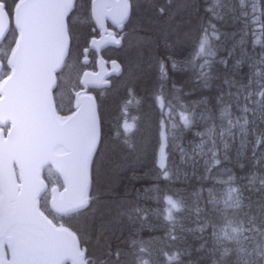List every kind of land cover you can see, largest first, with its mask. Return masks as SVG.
Returning <instances> with one entry per match:
<instances>
[{
    "label": "snow or ice",
    "instance_id": "snow-or-ice-1",
    "mask_svg": "<svg viewBox=\"0 0 264 264\" xmlns=\"http://www.w3.org/2000/svg\"><path fill=\"white\" fill-rule=\"evenodd\" d=\"M88 2L90 16L97 23L102 17L111 16L123 27V22L129 19L130 0ZM245 2L240 0L241 6ZM248 2L252 5L251 12L244 11L243 15H251V23L264 33V23L260 20L264 12L257 6L264 0ZM78 3L79 0H13L9 8L7 0H0V22L7 16L13 35V46L6 58L0 60V69L7 68L0 72V264H65V261L71 264H128L129 257L131 264H153L152 258L157 251L169 261H179V252L169 255L166 251L152 249L150 246L155 238L148 241L131 239V250L121 247L120 235L125 227L131 228L137 218L143 220L147 213L139 206L122 208L125 203H130L125 199L128 190L120 196L115 185H109L103 179L100 167L95 168V173L93 171L98 163L100 143L95 107L91 103L82 105L78 99L80 93L74 92L76 102L71 114L62 116L58 112L53 90L58 86L57 70L66 66V57L71 55L69 40ZM157 11L163 14L165 9L160 7ZM4 35L0 26V36ZM214 39H219L217 29L209 22L201 28L193 51L185 60V64L198 69L196 78L205 88L212 78L211 69L216 57L211 43ZM113 42L120 43L115 37ZM254 43L264 41L257 36ZM87 51L85 48L84 52ZM219 62L228 66L227 59ZM240 63L241 60L236 61L237 65ZM259 65H264V58L251 65L255 71L248 75L246 83L234 77L224 79L227 88L216 98L220 123H215L216 117H206L212 123L204 132L197 133L201 140L189 157L194 167L199 157H206L205 171L211 173L222 159H229L227 150L230 143L237 140L240 145L238 157L251 145V159L264 162V127H261L264 125V71ZM176 66L173 62V68ZM156 103L161 111L162 142L167 140L171 129L178 127L174 122L177 117L184 127L191 125V114L184 105L180 107L185 110L177 112L176 105L166 101L163 95L156 96ZM123 127L128 133L134 125L125 120ZM125 143L132 146L127 140ZM180 152L183 161L187 153L183 148ZM166 160L162 143L155 164L168 180L172 173ZM50 164L57 167L63 181L59 199L57 189H52V206L60 218H79L75 231L54 224L41 211L40 201L46 199L48 193L39 173ZM257 179L253 174L249 184L244 186L256 194L255 200L249 197L244 203L239 195L233 196L238 191L231 187L236 177L229 175L227 181H220L230 185L223 209L218 207L221 201L211 194L207 202L212 205L211 209H202L198 205L194 208L198 227L189 231L203 234L211 228V236L215 238L212 251H220L217 246H223L221 258L232 252L236 256L233 264H264V177L259 178L258 185ZM164 200L167 204L164 219L170 223L167 235L175 241L178 237L174 234L176 218L173 213L185 206L171 196H165ZM125 216L129 221L127 226L121 219ZM133 234L135 231L130 236ZM226 241L233 245L224 246ZM81 242L92 245L97 251L82 248Z\"/></svg>",
    "mask_w": 264,
    "mask_h": 264
},
{
    "label": "trees",
    "instance_id": "trees-1",
    "mask_svg": "<svg viewBox=\"0 0 264 264\" xmlns=\"http://www.w3.org/2000/svg\"><path fill=\"white\" fill-rule=\"evenodd\" d=\"M194 1L195 0H190V4H191V2H192V4L190 5V7L189 6L187 7V10L194 12L195 8H197L198 5L199 6L201 5L200 7L202 8L201 11L203 12V16H202V14H199V12L196 13V15L199 14L197 16L198 22L196 20H194V22H193L194 26H191L193 29L190 27H187V25H185V23L179 25V23H181L180 21L177 20V22H176V20L172 19L173 22H175V23L173 24L174 26H172V24H170L171 27H175L176 29H178L176 32V35H174V36L168 34L167 32H166L167 35L163 34L161 32V30L159 29V28H163L162 26L158 27V28H154V27L151 28L150 26L147 27L145 25L143 27L141 25L140 26L141 29L139 30V31H141L139 33L143 34V37H146L152 43L153 46H149L148 50H149V53H152L151 55H153V57L155 56L157 59H160L157 61L158 64H160V68L156 67V72L159 73V75H158L159 77L156 74L155 79L153 80L154 81L153 84L143 82L142 85H138L140 87L134 86V88H135L134 90L137 93H141L143 89H145V90L148 89L149 91H152V93H153L155 91L157 92V89H158V92H160V94L166 98V101H171L172 104L176 105V111L177 112L185 110V109L180 107V105H184L186 107L187 111L191 114V121L192 122H191V125L189 127H184L183 124L179 121V119L177 117L174 122L178 124V127L175 129H171V131L169 132V134L167 136L166 145H165V152H166V157H167L166 164L171 170L172 178L165 180L163 178L160 170L157 169L156 167L153 169L152 166L147 168V167H145V165H141L142 167L140 166V167H133V168L129 167V165L126 166L125 161H127V160L124 157L127 156L128 152H129V147H128V144L125 143V141L126 140L129 141L131 135L129 132L128 133L125 132V129L123 127V122L126 119H129L131 114H133V112H134V110L132 109V104L127 103V101H126L127 97H125V96H127V95H125L123 92H122L123 94L120 93V95H117L116 93L115 94H109L108 97L106 96L105 98L99 99V105H98L99 116H100L101 138H100V143L98 146V148H99V152L97 155L98 163L96 165H94L93 171L95 173V168L100 167L102 172H103V179L106 181L107 184L115 185V191L117 193H119L120 196L124 195L125 189L128 190V194L125 197V199H126V201H128L130 203H125L124 205L121 206L122 208H130L132 206H139L140 208L145 210V212L147 213V215L145 216V218L143 220H140L139 218H137L135 220V223L132 224L131 228L125 227V231L120 235L121 240L119 242L121 244V247L125 248V250H131V245H130L131 239H140V240L148 241L152 238H155L154 243L150 246L152 249L166 251L169 253V255H171L173 252L181 253L179 261H177V260L169 261V260H167L166 257H164L163 255H160L159 251H157L152 258L153 264H214V262H215V264H233V262L236 260V256L234 253L230 252L227 256L221 258V251L223 250V246H221V247L217 246L220 248V251H216V252L212 251L214 244H215V238L211 236V231H212L211 228L206 230L203 234L198 232V231H189V229H196L198 227V224L196 223L197 217H196V214L194 212V208L198 205L202 209H204V208L211 209L212 205L210 203H207V202L211 199V195L213 194L216 196L217 199H219L221 201L220 204H222V205L219 204L218 207L223 209L224 208L223 200L227 194V191H228V188L230 185L229 184H222V183H220V181H227L229 175L236 177V180L231 183V187L237 188L238 191H237V193H233V196L239 195L243 199L244 203L248 202L249 197L252 200H255L256 194L253 193L251 188H246L244 186L249 184V180H250V178H252L254 173H255L256 177L258 178L257 179L258 181L256 180L257 185L259 184V178L264 177V162H262L263 164L257 163V162L252 163L253 160L251 159V156H252L251 145H249L247 148L244 149L242 156L234 157L230 154L231 152H233V151H231L232 149L236 150V147H237V150L240 149L239 140L236 141V143L238 145L235 143L236 147H234L235 146L234 143H230V145H232V149L230 150V148H229L227 150V155L229 157V159L226 160L227 162L226 161L224 162V160L222 159L223 164L216 166V168L211 173H207L205 171L204 159H206V157H199L200 159H198V163L199 162L200 163L197 164L195 167L193 166V164L189 160V157L192 156V151H193L192 149L197 144H199L200 140H201V137L197 135L198 130L202 129L204 127L202 130L205 131L207 128L206 123H208V122H206V120H207L206 117H211V116H213L212 114H214L213 117H216V116L218 117L219 106L217 105V99L216 98L221 91L226 90V88H227V86L225 84H223L224 79L226 77H234L237 80L243 79V81L246 83L248 75L251 72L255 71V69H253L250 66V64L252 65L256 62V60H254V59L259 58V59H257V61H259L261 59V57L264 58V43L256 44L251 39V36H250L251 34H249V30H250L249 28H251V24H250L249 20L244 19L240 15L241 14L240 10H237V8L239 9V6H238V4L240 3L239 0H231L230 1L231 7H232L230 12H226L223 9L224 0H221V4H222V5L220 4L221 7L219 6L218 2H216L217 0H214L215 1L214 3L212 2L213 0H196L195 2ZM197 1H199V2H197ZM7 2L10 4L11 0H7ZM156 2L157 1H154V4H157V5L160 4V3H156ZM207 2H208V4H207ZM216 3L218 4V6H216L217 5ZM211 5L214 6V9H213V7H211ZM9 8H10V6H9ZM135 8L136 7H134V9ZM209 8H211V9H209ZM233 9H234V11H232ZM262 9L264 11V3L262 4ZM197 10H198V8H197ZM215 10L216 11L219 10L221 13L218 11V13H219V15H218V13H216ZM146 11L148 13V16H146V17L150 21H152V23H154V20L152 17L154 16L155 12L153 10L147 9V7H146L145 12ZM231 12H232V14L229 15L228 13H231ZM225 15H227V16H225ZM228 15H229V17H228ZM219 18H220V20H219ZM221 18H223V19L225 18V19L222 20ZM234 18H235V20H234ZM226 19H227V21H226ZM208 20H210V22H211V20L215 21V24L213 23V21L211 23L214 24L216 26V28L218 29L217 35H218L220 40L214 39L213 41H211L215 52L216 51L217 52H216L215 61L213 62L212 69H211L212 78L208 81V85H209L208 88L207 87L204 88V87H202L203 86L202 83L200 81H198L196 78L197 73H198V69L193 68V67L185 64V60L188 58V55L184 54L185 50H181L182 47L179 46V44L180 43L184 44L185 41H183V40L184 39L188 40V38H189V31L194 30V29L195 30L198 29V27L200 26L198 24H201L202 21H203V25L206 24L205 26H207L209 23ZM158 22H159V20H158ZM176 23H178V24H176ZM175 24H176V26H175ZM237 26H239V28ZM189 28H190V30H189ZM244 28H246V29H244ZM230 29H232L233 31ZM183 30L186 31L184 36L182 35ZM81 35H82V32L80 33V36H79L80 38H81ZM220 35H221V38H220ZM222 35H223V38H222ZM227 36H229V37H227ZM233 36H234V38H233ZM260 36L261 37L263 36V37L261 38ZM260 36L259 37H260L261 41H264V33H262V35L260 34ZM247 38L250 40V44L252 45L250 48L248 46H245L248 44ZM230 41H232L233 43ZM73 42H74V40H73ZM178 42H179V44H178ZM220 42L224 43V45L221 44ZM238 42H240V43H238ZM214 43H215V45H214ZM170 44L172 47L170 46ZM166 45H167V47H171L175 50H173L171 48H167ZM72 47L74 50V47H75L74 43L72 44ZM150 48H151V50H150ZM164 48L165 49L167 48L168 50H165ZM243 49H246V50H243ZM229 52H232L231 56H229ZM243 53H244V55H242ZM261 53H262V55H261ZM172 58H175L176 60L172 59ZM222 59L228 60V66L227 67H225L223 64H221L219 62ZM237 60H241V63L239 65L236 64ZM161 62L163 63V69H161ZM173 62H175L177 65L175 68H173ZM152 64H154V60H153ZM156 66H157V64H156ZM258 67L261 69V71H264V65H259ZM175 72H177V73H175ZM159 79H160V81H159ZM192 82H193V86H192ZM195 85L196 86L199 85L200 87L197 86V88H195L196 87ZM152 86H154V87H152ZM158 86L159 87L161 86L162 88H159ZM199 89H201V90L198 91ZM204 89L207 93L204 91ZM196 93H199V94H196ZM213 94H215L214 99H213ZM171 95H173V96H171ZM151 100L153 101V99H150V96H148V100L146 101V103H148V105L152 107L153 102ZM210 102H211V104H209ZM189 103H191V104H189ZM197 103H199V104H197ZM205 103H207V104H205ZM194 105L196 107H194ZM214 106H215V110H214ZM203 108H205V109H203ZM204 110L205 111L207 110V111L205 112ZM152 111H154L153 108H152ZM197 111H198V114L196 113ZM207 112H208V114H207ZM214 112H216V113H214ZM233 112L234 113L237 112L236 115H239V112L235 108H233ZM160 113L158 114V116L161 118ZM196 114H197V116H196ZM202 118H204V120ZM198 120H200V121L198 122ZM211 123H212V121L209 120L210 125H211ZM209 124H208V126H210ZM155 126L159 127L160 122L157 121L156 124L154 125V127ZM263 126L264 125H262L261 127H263ZM168 127L170 128V125ZM167 130L168 129H166V131ZM176 131H179V132L176 133ZM183 133H184V135H183ZM188 137H190V138H188ZM249 137H250L249 140H251L252 137L251 136H249ZM174 141H177V142L179 141V142L177 143ZM184 143L185 144L192 143V144H190L189 146H186V148H184L183 147V146H185ZM193 145H194V147H193ZM207 147L208 146L205 147V151H207ZM180 148H183L184 151L186 150L185 153H187V156L184 155L183 161L181 158ZM189 152L191 155L189 154ZM219 155L222 157L223 153L221 152V153H219ZM241 164H243L242 168L240 167ZM255 164H257V165H255ZM252 165L254 167H252ZM223 166H225V167L223 168ZM219 168L220 169L223 168V171L221 172L219 170ZM251 169H254L257 172H255L254 170H251ZM225 170H230V171L225 172ZM217 173H219V174H217ZM246 175H247V177H246ZM210 180H212V181H210ZM152 181H154V182H152ZM156 183H158V184H156ZM147 186L150 187L151 191H154L153 188H156L159 192L158 197H155V195L151 194V191H149L147 189L148 188ZM163 196H171L174 200L182 202L183 205L185 206L184 208L181 209V211H179V212L174 211V213H173V215L176 218V225H175L174 234L178 237V239H176L175 241L170 240L168 235H167V230L170 227V223L164 219L165 214L160 212V214L158 216H156L157 214L154 212V208H157L158 211L160 210L161 207L159 205V200ZM155 199H156V201H155ZM200 202H201V204H200ZM41 208L50 217V214H49V211L47 210V208L46 207H41ZM229 211H232V210L229 209ZM113 214H115V206H114ZM209 215H211V213H209ZM78 219H79L78 217H72V218L64 217L63 221H64L66 226L71 227V229L73 231H75L74 226L78 223ZM121 219H122L124 225L127 226L129 223L127 217L125 216ZM133 231H135L136 234H133L130 236V233ZM153 231H154V233H153ZM217 231H219V226L217 228ZM126 240L129 241L127 244L124 243V241H126ZM81 245L89 248L90 251H93V252L97 251V249L92 247V245H90V244H85L84 242H81ZM201 245H203V247H201ZM230 245H233V242L226 241L224 246H230ZM145 259H148V257L145 256ZM128 264H131V257L128 258Z\"/></svg>",
    "mask_w": 264,
    "mask_h": 264
},
{
    "label": "rangeland",
    "instance_id": "rangeland-1",
    "mask_svg": "<svg viewBox=\"0 0 264 264\" xmlns=\"http://www.w3.org/2000/svg\"><path fill=\"white\" fill-rule=\"evenodd\" d=\"M154 1H157L156 3H160V4L155 5ZM224 1L226 3L224 2L223 9L225 11L227 10V12H230L232 9L230 0H228L229 2L227 0H224ZM189 3H190V0L188 1L187 0H133L132 1L133 11H131L129 15V19L127 21H130L128 23V26H129L128 28H133L134 31L131 34H129L126 40V43L124 44L123 49L121 51L109 52V54H116L120 58L121 63L124 66V72L120 78L114 81L112 85L113 87L111 86V88L105 94L108 96L109 94H115V92L117 95H120L121 92L126 93L125 95H127L126 96L127 103L132 104V109L133 110L135 109L133 114H131V116L129 117V119H126L129 124L134 125L133 130L129 132L131 135L129 143H131L132 146L131 147L128 146L129 152L127 156L124 157L127 160L125 161L126 166L129 165V167L133 168V167H140L141 165H145L146 167L152 166L154 169V167H156L155 161L159 156L158 153H160L162 143H163L164 153L166 155V152H165L166 141L162 142L160 139V130H161L160 126L154 127L156 122L157 121L160 122V119H161L158 116V114L161 111H160L159 106L156 103V96L161 95V94L158 91L156 92V94H153L152 91L145 90V89H143L144 91L142 90L141 93H137L134 90V86L140 87L138 85H141L143 82L153 84L154 82L153 80L155 79L156 74L157 76L159 74L156 72V67L160 68V64H157V61L159 59H157L155 56L153 57V55H151L152 53L149 54L148 48L149 46H153V45L146 37H143V34L139 33L141 32L139 31L141 29L140 26L142 25L144 27L146 25L147 27L150 26L151 28L152 27L158 28L162 26L163 28H159V29L161 30L163 34L167 35L166 34L167 32L168 34L174 36L176 35V32L178 29H176L175 27H171L170 24L174 26L173 24L175 23L173 22L172 19L176 20L174 18V15L176 13L182 12L185 9V6L186 5L188 6ZM12 4H13V0H11L10 4L8 3V6H10L11 8ZM191 4H189V7ZM238 6L240 9V13H241L240 15L244 19L252 20L251 15H249L248 17H245L243 15L244 11H248L249 13L251 12V7H252L251 3H249L248 0H246L244 6H241L240 3L238 4ZM134 7L136 8L134 9ZM146 7L147 9L153 10L155 12L154 16L152 17L154 20V23H152V21H150L146 17L148 16L147 11L145 12ZM160 7H163L165 9L163 14H160L157 11V9ZM258 8H260V10H262L263 12L262 3L258 4ZM262 19H263V16H261L260 20L263 21ZM90 24H91V20L89 16V2L88 0H79L75 15L73 16V26H72V33L74 36L73 43L75 44V47H74V50H70L71 55L70 57H68L69 60L67 59L66 66H64V68L58 75V86L54 90V93H56L58 96V101L60 104V107H58L59 112L67 113L70 111L72 107L73 91H75L78 88L79 86L78 79L83 69H85V67H83L82 64L80 63V59L82 58V54L80 55L81 53L80 51L83 50L84 46H86V42H85L86 35H87V31L90 29L89 28ZM201 24H203V21L201 22ZM187 26L192 28L190 25H187ZM255 29H257V25L255 26ZM257 31L259 30L257 29ZM81 32H82V38L79 37ZM184 34L185 32L182 33L183 36ZM258 34L260 35V32ZM190 36L191 34H189V37ZM195 38H189L188 40L184 39L183 40L185 41L184 44L182 43L179 44L178 42L179 46L181 47L183 46V48H186L184 51V54L188 55V57L192 53L193 47L197 42L196 41L197 35L195 36ZM12 39H13V35L9 31V33L7 34L6 40H4L0 46V58H2L3 60L6 58V55L10 51V45L12 44ZM192 40H193V45H191L190 43L192 42ZM171 47H167V48H171ZM153 60H154V64L151 63L153 62ZM155 64H157V66ZM86 68L90 69L89 67H86ZM2 71H7V68L5 67L1 69L0 72ZM149 94L151 96L150 99H153L152 107L149 106L148 103H146V101L148 100ZM96 96L98 97V95ZM103 97H106V96L104 95ZM152 108L154 111H152ZM219 170L222 172L223 168ZM47 178L52 184H55L58 187L61 186L60 183H58L59 180L57 176L53 172L48 171ZM147 189L151 191L150 187H148ZM153 189L154 191H151V194L153 195L156 194L155 197H157L159 192L156 188H153ZM164 197L165 196L161 197V199L159 200V205L161 207L160 210L158 211L157 208H154V212L157 214L156 216H158L160 212L166 215L165 209L167 208V204L164 200ZM47 200H48V196L46 199H41L40 206L47 208ZM49 214H50V218L55 223H61V222L64 223L63 221L64 218H60V216L54 215L50 211H49Z\"/></svg>",
    "mask_w": 264,
    "mask_h": 264
},
{
    "label": "water",
    "instance_id": "water-1",
    "mask_svg": "<svg viewBox=\"0 0 264 264\" xmlns=\"http://www.w3.org/2000/svg\"><path fill=\"white\" fill-rule=\"evenodd\" d=\"M89 12H90V9H89ZM90 18H91V16H90ZM91 21L94 23L95 28L99 32V35H98L97 38H91L89 40L88 47H87V49L93 48L95 53H96V55H97L96 70L93 71V72L89 71V70H84L81 73V76L79 78V85L81 86V89H79L76 92L80 93V96H79L78 99L80 100L82 105L87 106L88 104L91 103L95 107V110L97 112V105H96L95 98L93 97V95H91L90 93L87 92L88 89L89 88H105V87H109L110 82L108 81V77H110V75L119 76L122 73V66L117 60L112 59V60H109L108 62H106L105 59L101 55L102 49H104V48H106L108 46H112V47H115V48H118V47L121 46V37L118 36L116 38L115 35L113 34L114 33L113 29L107 28V23H109L113 28H115V30L117 32L121 31L123 29V27H121L119 24L115 23L111 16L102 17V19H101V21L99 23H97L92 18H91ZM126 21L123 22V25H124V23ZM0 26H2V28H3L4 32H5V35H6L7 31L10 28L9 18L7 16H4L2 18V22H0ZM5 35L4 36H0V43L3 41ZM113 37H115L116 40H119L120 43L117 44V43L113 42ZM86 53L83 50L84 57L81 59V63L83 65L87 64V62H88V59L85 56ZM106 63L108 64L109 69H107V64ZM57 71H59V69ZM85 73H87V75H85ZM89 98H91V100H89ZM75 102H76V98L73 97V105L75 104ZM73 105H72V109H73ZM70 114H71V112L69 114H67V115H70ZM97 114H98V112H97ZM99 129H100V123H99ZM47 167H50V169L58 176L61 184L63 182L62 181V177L60 176V173H59V171L57 170V167L54 164L45 165L43 168L40 169V173H39L40 174V178L44 181V184L46 185L45 191H46L48 185H47V182L45 181V179L42 177V173H43V170L46 169ZM53 188L57 189V193H56L57 199H59L58 193L62 192L63 188L61 187L59 189L57 185H52L49 188V190H48L49 191L48 207L53 213L58 214L56 212L55 208L52 206V195H53L52 189ZM57 225L59 226L61 224H57ZM65 227H67V226H65ZM81 247L84 248V246H81ZM65 264H71V262L70 261H65Z\"/></svg>",
    "mask_w": 264,
    "mask_h": 264
},
{
    "label": "bare ground",
    "instance_id": "bare-ground-1",
    "mask_svg": "<svg viewBox=\"0 0 264 264\" xmlns=\"http://www.w3.org/2000/svg\"><path fill=\"white\" fill-rule=\"evenodd\" d=\"M131 1H133V0H131ZM188 1V0H187ZM196 1V0H195ZM194 1V2H195ZM228 1V0H227ZM231 1V0H230ZM165 2V1H164ZM186 2V1H185ZM197 2H199V1H197ZM209 2V1H208ZM208 2H207V4H208ZM213 3L215 2L214 0L212 1ZM217 2V1H216ZM225 2V1H224ZM229 2V1H228ZM226 3V2H225ZM231 3V2H230ZM163 4V3H162ZM171 4V3H170ZM190 4V3H189ZM189 4H188V6H189ZM197 4V3H196ZM205 4V3H204ZM206 4V5H207ZM217 4V3H216ZM218 4H219V6H220V4H221V0H219V2H218ZM218 4L216 5V6H218ZM224 4V3H223ZM235 4V3H234ZM263 4V3H262ZM156 5V4H155ZM215 5V4H214ZM222 5V4H221ZM236 5V4H235ZM187 5L185 6V9L182 11V12H179V13H176L175 15H174V18L176 19V21L178 20V21H180L181 23H179V25H181V24H184L185 23V25H190V26H194L193 24V22H194V20H196L197 21V16L199 15V14H202V16H203V12L201 11L202 10V8L198 5L197 6V8H198V10H197V8H195V10H194V12L193 11H190V10H187V7H188ZM228 6V5H227ZM258 6V5H257ZM164 7V6H163ZM203 7V6H202ZM206 7V6H205ZM208 7V6H207ZM211 7H213V9H214V6H212L211 5ZM221 7V6H220ZM225 7H226V5H225ZM230 7V6H229ZM231 8V7H230ZM205 9V8H204ZM209 9H211V8H209ZM216 9V8H215ZM219 9V8H218ZM222 9V8H221ZM220 9V10H221ZM207 10V9H206ZM237 10H240V9H238L237 8ZM132 11H133V9H132ZM204 11V10H203ZM219 11V10H218ZM218 11H216L215 10V12L216 13H218ZM232 11H234V9L232 10ZM242 11V10H241ZM262 11V10H261ZM199 12V14L198 15H196V13H198ZM211 12V11H210ZM220 12V11H219ZM226 12H227V10H226ZM238 12V11H237ZM264 12V11H263ZM205 13V12H204ZM214 13V12H213ZM221 13V12H220ZM235 13V12H234ZM167 14V13H166ZM229 15H231L232 14V12L231 13H228ZM130 15V14H129ZM168 15V14H167ZM216 15V14H215ZM218 15H219V13H218ZM224 15V14H223ZM222 15V16H223ZM229 15H228V17H229ZM225 16H227V15H225ZM236 16V15H235ZM132 17V16H131ZM211 19V18H210ZM222 20H224L223 18H221ZM229 19V18H228ZM233 19V18H232ZM214 20V19H213ZM213 20H211V22L213 21ZM216 20V19H215ZM219 20H220V18H219ZM230 20V19H229ZM234 20H235V18H234ZM233 20V21H234ZM237 20V19H236ZM242 20V19H241ZM249 20V22H250V24H251V28H249L250 30H249V34H251L250 36H251V39L253 40V42L255 41V39H256V37L257 36H260L258 33L260 32V34L262 35V32L259 30V31H257V29H255V26H256V24H253V23H251V19H248ZM263 21H261V23H264V16H263V19H262ZM209 22H210V20H208ZM226 21H227V19H226ZM225 21V22H226ZM238 21V20H237ZM244 21V20H243ZM171 22V21H170ZM198 22V21H197ZM213 23L215 24V21H213ZM223 23V22H222ZM221 23V24H222ZM247 23V22H246ZM177 24V23H176ZM198 24V23H197ZM220 24V25H221ZM228 24V23H227ZM231 24V23H230ZM238 24V23H237ZM243 24V23H242ZM248 24V23H247ZM198 25H200L199 27H198V29H194V30H190V28H189V34H191V36L189 37V38H195V36L197 35V37H199V35H200V32H201V28L202 27H205V25H201V24H198ZM197 25V26H198ZM178 26V25H177ZM235 26V25H234ZM180 27V26H179ZM188 27V26H187ZM238 28H239V26H237ZM246 27V26H245ZM233 28V27H232ZM248 28V27H247ZM193 29V28H192ZM217 29V28H216ZM222 29V28H221ZM225 29V28H224ZM223 29V30H224ZM228 29V28H227ZM244 29H246V28H244ZM185 30V29H184ZM183 30V32H186V31H184ZM226 30V29H225ZM229 30V29H228ZM230 30H232V29H230ZM248 30V29H247ZM217 31H218V29H217ZM233 31V30H232ZM242 32V31H241ZM248 32V31H247ZM255 32V34H253ZM188 33V32H187ZM221 33V32H220ZM223 33V32H222ZM227 33V32H226ZM125 34V33H124ZM224 34V33H223ZM233 34V33H232ZM231 34V35H232ZM246 34V33H245ZM239 35V34H238ZM225 36V35H224ZM242 36V35H241ZM249 36V37H250ZM227 37H229V36H227ZM248 37V36H247ZM261 37V36H260ZM259 37V38H260ZM263 37V36H262ZM261 37V38H262ZM188 38V39H189ZM220 38H221V35H220ZM222 38H223V35H222ZM233 38H234V36H233ZM174 39V38H173ZM196 39V38H195ZM237 39V38H236ZM243 39V38H242ZM191 40V39H190ZM194 40V39H193ZM193 40H192V42H190L191 43V45H193ZM217 40V39H216ZM220 40V39H219ZM229 40V39H228ZM197 41V40H196ZM196 41H194V42H196ZM213 41V40H212ZM155 42V41H154ZM230 42H232V41H230ZM219 43V42H218ZM221 43V42H220ZM233 43V42H232ZM235 43V42H234ZM238 43H240V42H238ZM248 43V44H247ZM247 45H245V46H248L249 48L252 46L251 44H250V40L247 38ZM157 44V43H156ZM221 44H223L224 45V43H221ZM171 45V44H170ZM214 45H215V43H214ZM222 45V46H223ZM231 45V44H230ZM86 46H87V43H86ZM86 46H84L83 47V50L86 48ZM149 46V45H148ZM228 46V45H227ZM237 46V45H236ZM244 46V45H243ZM163 47V46H162ZM234 47V46H233ZM242 47V46H241ZM214 48V47H213ZM173 49V48H172ZM186 48H183V46H182V49L181 50H185ZM234 49V48H233ZM166 50H167V48H166ZM243 50H246V49H243ZM237 51V50H236ZM217 52V51H216ZM234 52V51H233ZM156 53V52H155ZM165 53V52H164ZM150 54V53H149ZM242 55H244V53L242 54ZM259 55V54H258ZM261 55H262V53H261ZM257 56V55H256ZM162 57V56H161ZM242 57V56H241ZM262 58V57H261ZM172 59H175V58H172ZM243 59V58H242ZM247 59V58H246ZM257 59H259V58H257ZM257 59H254V60H256L257 61ZM160 60V59H159ZM176 60V59H175ZM152 63V62H151ZM256 63V62H255ZM147 64V63H146ZM157 64H158V62H157ZM156 65V64H155ZM250 66H251V64H250ZM186 67V66H185ZM251 68V67H250ZM175 71V70H174ZM249 71V70H248ZM175 73H177V72H175ZM150 74V73H149ZM163 74V73H162ZM241 74V73H240ZM159 75V74H158ZM161 75V74H160ZM189 75V74H188ZM187 76V75H186ZM159 77V76H158ZM139 78V77H138ZM157 80V79H156ZM213 80V79H212ZM158 81V80H157ZM159 81H160V79H159ZM217 82V81H216ZM113 83V82H112ZM156 83V82H155ZM191 83V82H190ZM195 83V82H194ZM182 84V83H181ZM189 84V83H188ZM196 84V83H195ZM198 84V83H197ZM200 84V83H199ZM224 84V83H223ZM129 85V84H128ZM142 85V84H141ZM134 86V85H133ZM147 86V85H146ZM183 86V85H182ZM192 86H193V82H192ZM196 86V85H195ZM197 86H199V85H197ZM197 86L195 87V88H197ZM113 87V86H112ZM151 87V86H150ZM152 87H154V86H152ZM156 87V86H155ZM159 87V86H158ZM200 87V86H199ZM203 87V86H202ZM201 87V88H202ZM216 87V86H215ZM127 88V87H126ZM159 88H162L161 86L159 87ZM170 88V87H169ZM194 88V87H193ZM205 88V87H204ZM208 88V87H207ZM135 89V88H134ZM150 89V88H149ZM177 89V88H176ZM184 89V88H183ZM138 90V89H137ZM148 90V89H147ZM201 89H199L198 91H200ZM213 90V89H212ZM157 91H158V89H157ZM197 91V92H198ZM204 91H205V89H204ZM210 91V90H209ZM215 91V90H214ZM136 92V91H135ZM140 92V91H139ZM181 92V91H180ZM192 92V91H191ZM206 92V91H205ZM204 92V93H205ZM220 92V91H219ZM116 93V92H115ZM122 93V92H121ZM128 93V92H127ZM148 93V92H147ZM154 94H156V91L155 92H153ZM160 93V92H159ZM175 93V92H174ZM188 93V92H187ZM207 93V92H206ZM209 93V92H208ZM213 93V92H212ZM123 94V93H122ZM124 94H126V93H124ZM193 94V93H192ZM191 94V95H192ZM196 94H199V93H196ZM201 94V93H200ZM220 94V93H219ZM138 95V94H137ZM145 95V94H144ZM211 95V94H210ZM214 95L215 94H213V99H214ZM107 96V95H106ZM116 96V95H115ZM149 96H150V94H149ZM153 96V95H152ZM171 96H173V95H171ZM108 97V96H107ZM126 97V96H125ZM124 97V98H125ZM131 97V96H130ZM151 97V96H150ZM154 97V96H153ZM205 97V96H204ZM176 98V97H175ZM216 98V97H215ZM133 99V98H132ZM135 99V98H134ZM137 99V98H136ZM139 99V98H138ZM143 101V100H142ZM152 101V100H151ZM190 101V100H189ZM192 101V100H191ZM117 102V101H116ZM126 102V101H125ZM145 102V101H144ZM153 102V101H152ZM189 104H191V103H189ZM193 104V103H192ZM197 104H199V103H197ZM201 104V103H200ZM205 104H207V103H205ZM209 104H211V102L209 103ZM140 106H142V105H140ZM192 107V106H191ZM194 107H196L195 105H194ZM205 107V106H204ZM211 107V106H210ZM208 108V107H207ZM190 109V108H189ZM203 109H205V108H203ZM135 110V109H134ZM157 110V109H156ZM199 110V109H198ZM202 110V109H201ZM209 110V109H208ZM213 110V109H212ZM214 110H215V106H214ZM205 111V110H204ZM207 111V110H206ZM205 111V112H206ZM119 112V111H118ZM204 112V113H205ZM195 113V112H194ZM197 114H198V111L196 112ZM213 113V112H212ZM214 113H216V112H214ZM237 113V112H236ZM235 113V114H236ZM161 114V113H160ZM197 114H196V116H197ZM207 114H208V112H207ZM206 114V115H207ZM211 114V113H210ZM209 114V115H210ZM123 115V114H122ZM195 115V114H194ZM213 116H214V114H212ZM143 116V115H142ZM211 116V115H210ZM213 116H211V117H213ZM141 117V116H140ZM202 117V116H201ZM218 117H219V114H218ZM218 117L216 116V120H215V123H217V124H219L220 123V120L218 119ZM119 119V118H118ZM196 119V118H195ZM203 120H204V118H202ZM159 120V119H158ZM208 120V119H207ZM206 120V122H208V123H206L207 124V128L208 127H210L211 125L209 124V120L207 121ZM200 120H198V122H199ZM178 122V121H177ZM199 124V123H198ZM208 124L210 125V126H208ZM262 126V125H261ZM141 127V126H140ZM192 127V126H191ZM264 127V126H263ZM198 128V127H197ZM201 128V127H200ZM204 128V127H203ZM202 128V129H203ZM183 129V128H182ZM196 129V128H195ZM202 129H199L198 130V133L199 132H204ZM146 131V130H145ZM183 131V130H182ZM177 132H179V131H176V133ZM146 133V132H145ZM181 133V132H180ZM137 134V133H136ZM179 134V133H178ZM177 135V134H176ZM183 135H184V133H183ZM182 135V136H183ZM191 135V134H190ZM189 135V136H190ZM192 136V135H191ZM197 136V135H196ZM175 138V137H174ZM180 138V137H179ZM188 138H190V137H188ZM250 138V137H249ZM183 139V138H182ZM196 139V138H195ZM194 139V140H195ZM252 139V138H251ZM122 140V139H121ZM150 140V139H149ZM173 140V139H172ZM179 140V139H178ZM184 140V139H183ZM193 140V139H192ZM191 140V141H192ZM188 141V140H187ZM190 141V142H191ZM196 141V140H195ZM174 142H177V141H174ZM179 142V141H178ZM177 142V143H178ZM197 142V141H196ZM186 143V142H185ZM184 143V145L185 146H183L184 148H186V146H189L190 144H192V143H187V144H185ZM195 143V142H194ZM236 143V142H235ZM234 143V144H235ZM156 144V143H155ZM237 144V143H236ZM236 144H235V146L234 147H236ZM238 145V144H237ZM170 146V145H169ZM178 146V145H177ZM193 147H194V145H193ZM230 150L232 149V145H230ZM171 149V148H170ZM181 149V148H180ZM188 149V148H187ZM239 149V148H238ZM193 150V149H192ZM229 150V151H230ZM154 151V150H153ZM171 151V150H170ZM186 151V150H185ZM231 151H233V152H231ZM230 152V154L232 155V156H234V157H237V152H238V150H237V147H236V150L234 149H232ZM244 151V150H243ZM181 153V152H180ZM192 153H193V151H192ZM159 154V153H158ZM189 154H190V152H189ZM247 154V153H246ZM177 155V154H176ZM191 155V154H190ZM185 156H187V155H185ZM184 157V156H183ZM189 157V156H188ZM171 159V158H170ZM198 159H200V158H198ZM177 160V159H176ZM181 161V160H180ZM226 160H224V162H225ZM247 161V160H246ZM252 161V160H251ZM227 162V161H226ZM231 162V161H230ZM234 162V161H233ZM248 162V161H247ZM255 161H253L252 163H254ZM200 163V162H199ZM198 163V164H199ZM175 164V163H174ZM221 164H223V163H221ZM220 164V165H221ZM236 164V163H235ZM263 164V163H262ZM246 165V164H245ZM248 165V164H247ZM255 165H257V164H255ZM170 166V165H169ZM187 166V165H186ZM260 166V165H259ZM142 167V166H141ZM146 167V166H145ZM225 166H223V168H224ZM251 167V166H250ZM252 167H254L253 165H252ZM148 168V167H147ZM155 168V167H154ZM242 168V167H241ZM129 169V168H128ZM220 169V168H219ZM263 169V168H262ZM144 170V169H143ZM151 170V169H150ZM251 170H254V169H251ZM260 170V169H259ZM149 171V170H148ZM249 171V170H248ZM255 171V170H254ZM253 171V172H254ZM263 171V170H262ZM226 172V171H225ZM255 172H257V171H255ZM259 172V171H258ZM232 173V172H231ZM148 174V173H147ZM151 174V173H150ZM154 174V173H153ZM217 174H219V173H217ZM243 174V173H242ZM251 174V173H250ZM253 174V173H252ZM255 174V173H254ZM258 174V173H257ZM194 175V174H193ZM215 175V174H214ZM237 175V174H236ZM242 176V175H241ZM155 177V176H154ZM175 177V176H174ZM224 177V176H223ZM246 177H247V175H246ZM251 177V176H250ZM238 178V177H237ZM240 178V177H239ZM201 179V178H200ZM221 179V178H220ZM246 179V178H245ZM248 179V178H247ZM149 180V179H148ZM147 180V181H148ZM157 180V179H156ZM217 180V179H216ZM250 180H251V178H250ZM210 181H212V180H210ZM258 181V180H257ZM152 182H154V181H152ZM162 182V181H161ZM232 183V182H231ZM147 184V183H146ZM152 184V183H151ZM156 184H158V183H156ZM206 184V183H205ZM240 184V183H239ZM245 184V183H244ZM248 184V183H247ZM189 185V184H188ZM207 185V184H206ZM198 186V185H197ZM208 186V185H207ZM148 187V186H147ZM180 187V186H179ZM137 188V187H136ZM202 188V187H201ZM200 189V188H199ZM250 190V189H249ZM198 191V190H197ZM244 193V192H243ZM249 193V192H248ZM155 194V193H154ZM246 194V193H245ZM156 195V194H155ZM159 195V194H158ZM174 195V194H173ZM213 195V194H212ZM250 195V194H249ZM253 196V195H252ZM158 197V196H157ZM244 197V196H243ZM248 197V196H247ZM206 198V197H205ZM256 198V197H255ZM157 199V198H156ZM152 202V201H151ZM187 202V201H186ZM155 204V203H154ZM158 204V203H157ZM164 204V203H163ZM200 204H201V202H200ZM220 205H222V204H220ZM210 206V205H209ZM130 207V206H129ZM154 207V206H153ZM151 210V209H150ZM162 218V217H161ZM126 219V218H125ZM147 220V219H146ZM156 221V220H155ZM156 223V222H155ZM152 227V226H151ZM141 231V230H140ZM138 232V231H137ZM182 232V231H181ZM150 233V232H149ZM153 233H154V231H153ZM145 234V233H144ZM128 236V235H127ZM164 237V236H163ZM124 238V237H123ZM183 239V238H182ZM121 240V239H120ZM180 240V239H179ZM189 240V239H188ZM165 242V241H164ZM162 245V244H161ZM156 246V245H155ZM179 246V245H178ZM221 247V246H220ZM169 249V248H168ZM171 252V251H170ZM161 255V254H160ZM156 257V256H155ZM161 259V258H160Z\"/></svg>",
    "mask_w": 264,
    "mask_h": 264
},
{
    "label": "flooded vegetation",
    "instance_id": "flooded-vegetation-1",
    "mask_svg": "<svg viewBox=\"0 0 264 264\" xmlns=\"http://www.w3.org/2000/svg\"><path fill=\"white\" fill-rule=\"evenodd\" d=\"M130 21H127L124 25H123V29L121 32H116L114 30V33L116 36H120L121 37V46L118 47V48H115V47H112V46H108L104 49H102L103 51L101 52L102 56L106 59V60H109V59H117L120 63H121V60L120 58L116 55V54H109V52H115V51H121L123 49V46L124 44L126 43V40L129 36V34H131L134 29L133 28H128V23ZM107 27L111 28V26L109 24H107ZM90 29L87 31V35H86V41L87 39L89 40L91 37L93 38H96L98 36V30L95 29V27L93 26V24L91 23L90 24ZM93 29H95V31H93ZM125 33V34H124ZM81 38H82V35H81ZM73 40H74V36H73V33L71 31V36H70V50H73V47H72V44H73ZM85 41V42H86ZM90 50L87 54L88 56V65L87 67L90 68V70H94L95 69V58H96V55H95V52L93 51L94 49L91 48V49H88ZM69 60V59H68ZM122 64V63H121ZM123 66V64H122ZM123 72H124V66H123ZM123 75V73L118 76V77H111L110 78V87L106 90H96V89H93L91 90L93 93L95 94H99V95H102V96H106V92L111 88V86L113 85L114 81L118 78H120L121 76ZM113 82V83H112ZM54 96L56 98V102H57V106L60 107V104H59V101H58V96L56 93H54Z\"/></svg>",
    "mask_w": 264,
    "mask_h": 264
}]
</instances>
